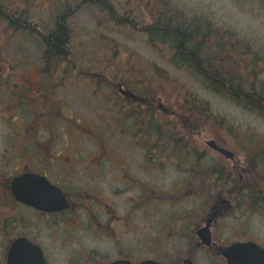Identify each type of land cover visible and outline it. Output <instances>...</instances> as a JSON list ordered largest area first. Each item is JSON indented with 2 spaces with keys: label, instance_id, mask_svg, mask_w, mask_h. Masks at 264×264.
<instances>
[{
  "label": "rangeland",
  "instance_id": "rangeland-1",
  "mask_svg": "<svg viewBox=\"0 0 264 264\" xmlns=\"http://www.w3.org/2000/svg\"><path fill=\"white\" fill-rule=\"evenodd\" d=\"M95 1L0 0L3 11L26 22L17 30H9L5 19L0 17V188L13 169L32 164L38 168L41 156H55L56 151L60 152V158H69L79 149L84 155L78 151L77 157L91 158L100 155L98 150L102 155L107 149L110 161L135 175L139 174L138 157L150 154L173 157L176 161L157 162L148 173L139 176L143 175L160 192L157 196L164 197L158 200L159 205H154L160 220L175 210L170 224V250L176 253L188 231L178 216L190 211L196 218L204 204L197 192L185 197L162 194L182 193L190 183L198 185V190L207 183L213 193L218 191L211 176L199 181L183 175L179 170L184 167L181 158L197 157L195 148L204 147V139L220 135L240 157L251 158L256 172L262 173L263 142L257 148L248 142L246 146L251 150L240 147L238 142L264 141V118L251 117L217 95L212 84H199L189 70L178 67L175 59H179L170 44L150 40L143 30L151 23L148 15L140 11L145 6L140 8L135 0L128 5L125 0H108L111 3L108 8ZM238 2L235 5L232 0H173L159 6L167 8L170 14V19L161 20H169L173 26H185L183 18L187 19L191 13L204 14L208 39L203 42L197 31L191 38L196 47L203 49L204 58H208L214 55V31L218 26L236 30L234 33L242 39L254 36L264 44V22L256 19L258 10ZM128 7L133 10L130 22L119 21L129 13ZM107 8L115 12L113 18ZM64 12L69 29L67 55L64 60L46 59L42 34L50 32ZM116 82H124L135 94L155 95L170 107L184 109L192 119L200 117L190 127L196 134L193 136V132L184 130L185 126H178L185 132L184 138L168 117L160 118L158 124L149 123L152 126L149 129L139 128L145 126L139 122L140 113L120 105ZM25 142L29 143V154L16 162L17 147H23ZM53 142L55 146L51 149ZM127 176L132 177L128 172ZM73 179H79L80 185L86 184L79 176ZM260 184L258 180L257 189ZM166 199L172 200L171 204ZM256 218L255 229L264 232L260 228L264 220ZM152 230L158 231L159 238L169 236V228L153 226ZM229 231L230 228L226 234L232 237Z\"/></svg>",
  "mask_w": 264,
  "mask_h": 264
},
{
  "label": "flooded vegetation",
  "instance_id": "flooded-vegetation-1",
  "mask_svg": "<svg viewBox=\"0 0 264 264\" xmlns=\"http://www.w3.org/2000/svg\"><path fill=\"white\" fill-rule=\"evenodd\" d=\"M129 1L125 0L126 5ZM171 1L135 0L140 8L145 6L140 11L150 19L151 23L143 28L146 33L152 30L148 26H153L157 20L170 19L169 10L159 5ZM238 1L258 10L256 19L264 22V0H232L235 5ZM101 4L111 8L108 0H102ZM128 10L129 13L119 21L130 22L133 10L129 7ZM113 13L110 11L112 18ZM202 15L195 13L193 16L191 13L186 16L187 19L183 18L185 26L170 23L173 30L182 29L190 37V46L170 44L179 59H175L178 67L189 70L199 84L218 85L217 95L242 108L251 117L264 118V44L254 36L242 39L235 34L236 30L218 26L214 31V55L204 58L203 49L196 47L191 38L197 31L203 42L208 39ZM190 52L194 53L192 60L187 57ZM114 87L120 105H127L140 113L139 122L145 126L139 128L149 129L152 124H158L160 118L168 117L170 122L177 124L181 134L185 132L182 133L183 129L178 126H185L184 130L193 132V136L196 134L190 127L200 117L192 119L184 109L170 107L155 95L135 94L124 82H116ZM165 127L170 129L168 125ZM203 141L204 147L195 148L197 157L181 158L184 167L179 170L193 180L213 177L217 193L212 192L210 184L205 183L206 187L198 190V185L190 183L181 189L182 193L162 194L185 197L197 192L204 204L196 218L190 211L178 216L182 227H187L188 231L184 233L182 248L176 253L170 250V224L175 210L165 220H160L154 205H159L158 200L164 197L157 196L159 191L143 175L139 176L148 173L157 162H170L173 157L159 158L152 154L138 157L139 174L135 175L110 161L107 149L102 155L98 150L100 155L91 158L77 157V152H82L77 149L69 158H60L57 151L55 156H41L42 163H37L38 168L33 164L32 167L24 165L13 169L10 174L11 178L24 173L36 175L45 188L12 189L9 181L0 188V264H139L144 261L160 264H264V232L254 226L256 216L264 220V171L257 173L254 161L247 156L240 157L220 135ZM208 141L227 150L231 156L214 149ZM248 142L255 148L261 142L264 144V141H247L238 142V145L251 150L246 146ZM52 144L51 149L55 146L54 142ZM28 145L25 142L23 147H17L16 162L29 154ZM261 159L264 163V146ZM90 170L96 173H88ZM127 172L132 177L127 176ZM73 176H79L86 184L80 185L79 179H73ZM258 180L261 182L259 189ZM20 195L24 196V201L17 198ZM164 201L170 203L172 200ZM260 225L264 231V222ZM153 226L169 228V236L159 238L158 231L152 230ZM228 228L232 237L226 234ZM165 240L167 244H164Z\"/></svg>",
  "mask_w": 264,
  "mask_h": 264
},
{
  "label": "trees",
  "instance_id": "trees-1",
  "mask_svg": "<svg viewBox=\"0 0 264 264\" xmlns=\"http://www.w3.org/2000/svg\"><path fill=\"white\" fill-rule=\"evenodd\" d=\"M96 4H101L102 0H96ZM104 6V5H103ZM0 17L4 18L6 21V29L9 30H17L20 27L25 25V20L21 19L19 16H12L7 14V12L3 11L0 7ZM66 13H61L58 18L55 20L53 29L45 34H42V39L45 42V53L44 57L46 59H56V60H64L65 56L67 55V45H68V26L65 22ZM148 32L150 36V40L152 41H160L169 43L171 45H180L183 46L184 44H190V37L186 36V33L182 29H172L170 27L169 20L164 22L163 20L159 19L153 23ZM194 53L191 52L187 54V57L193 58ZM212 88L217 91L219 88L218 85L212 84Z\"/></svg>",
  "mask_w": 264,
  "mask_h": 264
},
{
  "label": "water",
  "instance_id": "water-1",
  "mask_svg": "<svg viewBox=\"0 0 264 264\" xmlns=\"http://www.w3.org/2000/svg\"><path fill=\"white\" fill-rule=\"evenodd\" d=\"M208 143L214 149H216V150L224 153L227 156H231V154L228 153L226 150L216 147L212 143V141H208ZM37 178H39V177H37L36 175H33V174H21V175H18L16 177H14L10 181V187L12 189H24V188H31V189H33V188H36V187L37 188H45V185H43V186L40 185L41 183L38 182V179ZM47 187H50V186L48 185ZM31 197L34 198V196H31ZM17 198L20 199L21 201H24V199H25L23 195L17 196ZM139 264H160V263L152 262V261H144V262L139 263Z\"/></svg>",
  "mask_w": 264,
  "mask_h": 264
}]
</instances>
